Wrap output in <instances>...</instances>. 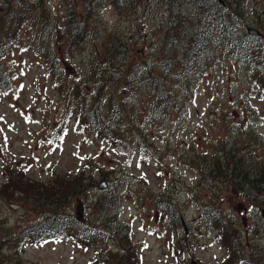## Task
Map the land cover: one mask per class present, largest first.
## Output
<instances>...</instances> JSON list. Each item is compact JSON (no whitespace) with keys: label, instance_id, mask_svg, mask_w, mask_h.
Returning a JSON list of instances; mask_svg holds the SVG:
<instances>
[{"label":"rangeland","instance_id":"374dc122","mask_svg":"<svg viewBox=\"0 0 264 264\" xmlns=\"http://www.w3.org/2000/svg\"><path fill=\"white\" fill-rule=\"evenodd\" d=\"M28 1L24 20V0H0V263L120 264L128 241L137 255L132 264H238L242 258L264 264V189L250 180L241 185L239 173L227 167L229 158H240L245 179L264 169V81L252 56L238 57L223 41L184 86L181 72L166 66V56L178 49L164 41L179 0H131L126 7L111 0ZM197 2L183 0L186 17ZM89 3L95 18L83 14ZM71 7L92 33L89 47L59 53L67 58L60 76L48 68L47 47L41 48L53 43L59 50L66 42L61 28ZM218 8L242 31L260 30L264 40V0H225ZM13 15L20 17L19 32L10 35ZM7 37L16 40L7 44ZM110 40L126 42L127 58L116 62L123 76L102 60L116 78L102 94L105 119L118 121L114 138L106 139L77 107L79 86L87 93L96 89L90 59ZM163 70L161 80L175 93L158 106L141 77ZM25 161L26 177L39 182H63L69 173L93 178L94 186L66 210L87 237L22 242L19 254L10 248L8 232L40 215L24 192H4L9 166ZM213 212L227 226H214Z\"/></svg>","mask_w":264,"mask_h":264},{"label":"trees","instance_id":"16d2710c","mask_svg":"<svg viewBox=\"0 0 264 264\" xmlns=\"http://www.w3.org/2000/svg\"><path fill=\"white\" fill-rule=\"evenodd\" d=\"M111 1L117 3L120 7H126L131 0ZM37 2L38 0H36V3ZM19 3L22 2L19 1ZM28 3V0H24V20L27 15L26 8H28ZM31 3L35 6L34 0H32ZM197 3L198 4L194 6L190 14L192 17H186L188 14L183 0H179L180 8H177L176 12L171 14V24L166 31L164 41L166 47L173 46V52H175L174 49H178V52L173 56H166V66H169V70H171V66L174 65L181 72L180 78H183L182 81H184V86L189 85L191 73L194 69L197 67L200 68V64L204 60L210 58L212 48L214 46H222L224 41L225 43L227 42L230 49L236 50L238 57L243 56L247 60L249 53L252 56L249 57L253 62L254 69L258 71V76H261L264 81V40L259 36L260 34L252 35L250 32L242 31L232 16L227 15L226 12L218 8V3L221 5V3H225V0H198ZM84 4H86V2H84ZM86 8L87 12H83V14L88 18H95L97 16V12L93 9L94 6H92V3L87 4ZM65 17V25L61 28L60 37L65 36V38H67L66 42L61 43L59 50L57 48L58 52L53 43L48 44V46H42L41 48V51H43L47 47L46 61L48 68L55 75L60 76H63L67 70V67L65 68L62 65L63 60L66 62L67 58L64 57L62 59L59 53H61L65 47L77 50H84L86 47H89L90 35L92 33L91 27L86 25L88 22H83L79 19V13L75 8H69ZM187 18H191V20L188 19V21H190L188 23ZM194 18H196V21ZM19 22L20 17L13 15V20L10 23L8 20L6 26L7 33L11 35V33L16 34V32H19ZM189 24H191V26ZM7 38H9L8 41H6L7 44L16 40V37L11 40L10 37ZM3 43L5 42L3 41ZM251 45L252 47L254 45L256 46L251 48ZM0 49V53H2L5 48L1 47ZM101 55L98 57L95 53L90 59L91 64L89 73L90 76L95 79L94 86L96 89H92L94 87L91 86V89L88 90L89 93H87V87L85 85L78 87V92L82 97L78 103L77 109L80 112L79 117L82 116L86 118L89 127L105 135V138L108 139L114 138V130L116 128L114 123H116L117 120L115 121L113 116H110L109 120L105 119L102 108L104 106L106 94L103 97L102 94L108 84L115 81L116 78L108 70L107 66L102 64V60L107 65L116 66L117 69L115 73H119L123 76L125 72L122 73L118 68L121 67L122 64L116 62L125 61L127 58L126 42L121 40H110L106 42L105 49ZM150 72L152 73L151 70ZM165 73L167 74L169 72L165 71ZM162 75H164V70L153 75L151 78L141 77L145 82L146 89H149L150 95L155 97L154 101L158 106L160 102L164 103L174 98L172 95L175 93L173 87L170 88L165 81L161 80ZM149 80L151 84L147 83ZM107 94L110 96L108 91ZM111 113V115H113L112 110ZM29 166L30 164L28 165L27 161H25L24 164L13 162L9 166V178L7 184H5L4 191L13 192V189H15L24 192V198L30 201L34 208L40 213L32 223L24 226L22 230L15 233L8 232L7 239L11 241L10 248L15 250L17 254L21 252L20 247L22 242L41 243L58 237H79L83 228H80V225L76 223L72 213L66 210L72 198L80 196L95 184L92 177L90 180L84 176L80 178V175L83 173H79L77 176L73 177L71 173L66 174L63 182L59 180L39 182V180L26 177ZM215 167H220L219 161H217ZM227 167L230 173L232 171L239 173L240 180L238 179V181L241 185H246L250 180L251 183L257 185L260 189H264V169L259 177L245 179L243 177V172L245 173L246 169H244L240 158L233 157L232 160L229 158ZM73 178H76V180L72 181ZM209 219L216 227H221L223 225L227 226L217 212H213L212 216L209 215ZM91 228L92 227L87 228L90 233L93 232ZM221 232L227 233L228 228L222 229ZM88 235L89 233H84L83 236L80 237L83 239ZM223 236L225 237L224 234ZM180 244L184 246L185 241L183 238ZM125 248L128 252L125 253V255L121 254V256H119L120 264H132L131 259H133L134 262L137 257L133 249L135 245L133 242L130 244L126 241ZM128 255H131V257ZM16 259L18 258L12 259L10 264H22L20 261H16ZM0 260H2L1 251Z\"/></svg>","mask_w":264,"mask_h":264},{"label":"water","instance_id":"95a60500","mask_svg":"<svg viewBox=\"0 0 264 264\" xmlns=\"http://www.w3.org/2000/svg\"><path fill=\"white\" fill-rule=\"evenodd\" d=\"M219 1H223V0H219ZM249 31L254 34H260V30H254L252 28H249ZM106 185H107V182L105 180H102L100 187H105ZM261 213L264 217V207L261 208ZM193 264H198V263L194 261ZM238 264H254V263L248 258H242L239 260Z\"/></svg>","mask_w":264,"mask_h":264},{"label":"bare ground","instance_id":"6f19581e","mask_svg":"<svg viewBox=\"0 0 264 264\" xmlns=\"http://www.w3.org/2000/svg\"><path fill=\"white\" fill-rule=\"evenodd\" d=\"M228 5V4H227ZM230 6V5H229ZM228 7V6H227Z\"/></svg>","mask_w":264,"mask_h":264}]
</instances>
